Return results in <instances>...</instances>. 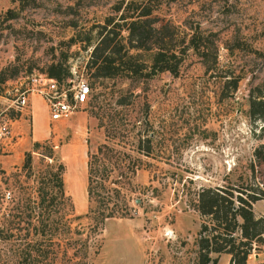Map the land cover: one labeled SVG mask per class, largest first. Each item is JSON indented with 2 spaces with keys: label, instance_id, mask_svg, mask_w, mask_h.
<instances>
[{
  "label": "rangeland",
  "instance_id": "1",
  "mask_svg": "<svg viewBox=\"0 0 264 264\" xmlns=\"http://www.w3.org/2000/svg\"><path fill=\"white\" fill-rule=\"evenodd\" d=\"M115 1L0 0L2 77L61 62L68 71L62 81L83 77L90 89L88 101L65 121L48 122L36 94L25 116L12 115L24 138L11 148L0 145V264H19L25 244L48 238L54 241L43 260L48 264H74L66 258L79 242L65 247L68 239L87 240V256L79 251L71 256L77 264H197L203 218L193 203L201 187L260 188L252 211L264 217V168L254 162V150L264 144V120L247 112L256 86L264 103V0H175L158 6L154 14L179 36L189 33L188 27L205 31L217 45L218 69L204 72L201 58L188 49L175 75L95 78L87 67L91 43ZM8 9L12 18L4 13ZM137 52L148 64L150 51ZM237 74L241 78L232 90L224 79ZM147 136L148 155L140 149ZM102 145L111 149H104L102 158L97 154L98 167H106L104 183L124 195L129 216L92 229L85 217L87 160ZM26 153L29 171L22 167ZM55 162L63 167V191L72 210L65 220L70 233L61 226L49 236L39 234L34 201L36 179ZM61 209L68 212L66 204ZM62 230L65 234L58 233ZM228 260L222 253L215 264ZM246 262L264 264V250Z\"/></svg>",
  "mask_w": 264,
  "mask_h": 264
},
{
  "label": "trees",
  "instance_id": "2",
  "mask_svg": "<svg viewBox=\"0 0 264 264\" xmlns=\"http://www.w3.org/2000/svg\"><path fill=\"white\" fill-rule=\"evenodd\" d=\"M172 1L175 0L115 1L110 7L112 13L106 15L103 22L97 25L96 39L91 43L87 67L92 71V76L95 78L123 76L136 79L143 75L148 77L155 72L175 75L183 54L188 49L201 58L204 72L218 69L217 45L213 40L208 41L204 30L198 26L188 27L189 33L179 36L170 23L167 21L162 23V19L154 14L161 3ZM4 13L8 14L9 18L14 15L10 9ZM184 37L187 38L186 41ZM173 40L176 42L174 43ZM85 42L88 44L90 40L86 39ZM138 50L150 51L148 64L139 61ZM209 51L210 57L207 58ZM43 72L59 81L68 74L61 62L50 63ZM14 73L15 71L12 75ZM12 78L15 77L8 79ZM227 78L224 79V83L229 84L234 90L241 77L237 74ZM8 79L0 75V86ZM255 90H257L255 96L249 95L247 112L251 118L264 120L262 91H259L257 86ZM261 131L264 133V124ZM144 141V148L140 149L143 154L148 155L151 150V138L147 136ZM137 145L139 147V144ZM104 149L111 151L102 145L95 153L89 154L87 160L85 190L89 205L85 217L89 219L92 229L97 228L106 219L129 216L124 195L118 188L105 185L107 176L105 173L103 175L102 171L105 172L106 167L103 165L98 167L101 159L97 154L101 158L106 156L107 154L103 153ZM254 162L255 166L264 168V144H260L254 150ZM22 167L27 171L31 169L28 153L25 154ZM62 172L61 163L55 162L54 167L48 165L46 173L36 179L34 205L37 209L35 221L41 228L39 234L52 236L57 230H61V226L70 233L69 225L65 224V220L71 213L72 207L63 191ZM252 172L254 165L251 168ZM260 192V188L249 184L198 189L193 207L203 220L197 231V264H215L217 255L222 253L229 255L228 264H247V257L251 253L264 250V217H257L252 211V204L260 198L258 195ZM64 204L68 212L62 211ZM36 226L34 225V228ZM58 233L65 234L63 230ZM32 242L33 244H25L22 252L19 253L21 254L19 264H37V262L48 264L43 260L47 257L46 252H53L50 245H53L54 241L48 238L47 243H43L45 239L41 242L36 240ZM75 242H79V247L66 259L69 263L77 264V261H71V256L79 251L85 258L88 245L86 239H68L64 245L68 247ZM31 250H35V253L32 254ZM212 254L216 256L211 257ZM50 264H54V261L51 260ZM80 264L85 263L80 262Z\"/></svg>",
  "mask_w": 264,
  "mask_h": 264
},
{
  "label": "built area",
  "instance_id": "3",
  "mask_svg": "<svg viewBox=\"0 0 264 264\" xmlns=\"http://www.w3.org/2000/svg\"><path fill=\"white\" fill-rule=\"evenodd\" d=\"M69 81L56 80L45 72H31L6 80L0 86V145L11 148L24 137L15 129L12 115L25 116L30 97L40 96L47 110V121H65L84 105L90 95V89L83 77Z\"/></svg>",
  "mask_w": 264,
  "mask_h": 264
},
{
  "label": "crops",
  "instance_id": "4",
  "mask_svg": "<svg viewBox=\"0 0 264 264\" xmlns=\"http://www.w3.org/2000/svg\"><path fill=\"white\" fill-rule=\"evenodd\" d=\"M14 125H15V129H18V126H17V123L14 122ZM12 146V145H11ZM14 146V145H13Z\"/></svg>",
  "mask_w": 264,
  "mask_h": 264
}]
</instances>
